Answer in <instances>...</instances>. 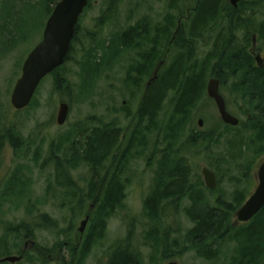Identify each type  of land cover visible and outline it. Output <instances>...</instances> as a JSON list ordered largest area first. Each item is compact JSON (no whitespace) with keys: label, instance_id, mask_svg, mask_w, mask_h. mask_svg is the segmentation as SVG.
Masks as SVG:
<instances>
[{"label":"trees","instance_id":"16d2710c","mask_svg":"<svg viewBox=\"0 0 264 264\" xmlns=\"http://www.w3.org/2000/svg\"><path fill=\"white\" fill-rule=\"evenodd\" d=\"M57 1L39 0L37 6H22L14 12L11 5H29L30 1L9 0L11 4L7 2L9 5L3 10V18L7 23L10 19L12 27L0 24V49L5 50L0 53L29 37L27 29L34 19L33 16L28 17L29 13L40 11L49 15ZM108 2L99 16V24L104 18H112L109 13L116 2ZM259 2L253 5L242 0L233 7L228 0H168L167 10L156 23L143 16L98 41L91 38V44L79 62L80 91L77 97L89 96L102 69L123 53L133 55L125 68L124 84L134 91L140 90L141 97L136 111L125 114L134 120L125 139L122 140V127L114 121H97L94 125L72 128L58 139L52 149L50 158L54 165V182L64 188L62 205L77 214L86 210L85 216L90 218L78 244H70L69 231H63V247L67 254L63 264H84L94 244L104 237L109 219L124 206L129 166L136 156L151 146L149 139L152 136L153 148L160 150V158L143 200L144 214L153 223L146 232L147 239L154 243L161 240L165 251L171 238L170 226L161 230L160 235L155 223L170 218L165 211L168 206L177 207L188 200V206L183 210L192 223L184 234L189 248L207 259L216 257L223 248H227L230 250L227 264L262 263L264 205L249 221L237 222L234 213L246 199V192L237 187L231 192L230 199L220 193L210 203L205 199L206 188L201 177L192 173L187 157L179 155L185 148H195L197 153L211 151L222 136L229 135L219 132L217 127L191 128L186 144L179 143L192 111L203 99L211 100L206 94V83L210 77L219 79L222 92L227 94L228 91L239 101V110L247 117L237 126L222 123L225 129L234 130L233 138H226L228 146L237 148L239 152L244 148L253 158L239 163L244 167L241 173L246 180L249 164H254L264 155V67L257 65L251 49V33L264 43V12L259 11L260 7L264 10V5ZM242 11L247 16L242 15ZM261 14L263 18L259 20ZM239 29L243 30L242 34L237 32ZM77 31L78 23L64 62L51 72L57 90L65 91L72 85L62 76L60 68L70 59ZM170 44L167 62L155 73L165 53L163 50H167ZM200 44L208 45V49L203 52ZM32 101L33 97L29 105ZM247 132L253 136L249 137ZM6 142L15 148L21 146L15 130L2 126L0 111V152ZM78 166L88 170L85 188L78 187L71 178L72 169ZM41 218L47 227L51 225L52 221L46 215ZM172 241L177 245V239ZM107 264L141 263L126 245L109 252Z\"/></svg>","mask_w":264,"mask_h":264},{"label":"rangeland","instance_id":"374dc122","mask_svg":"<svg viewBox=\"0 0 264 264\" xmlns=\"http://www.w3.org/2000/svg\"><path fill=\"white\" fill-rule=\"evenodd\" d=\"M29 1V5L11 6L15 12L22 6L23 8L37 6L39 2V0ZM7 2L9 0H0V24L2 23L5 27L8 24L12 27L11 20L8 19L7 23L3 18V10L9 5ZM35 2L36 4H34ZM115 2L116 4L113 5L109 13V17L112 18L108 20L104 18L100 24L98 23L99 16L109 4L108 0H90L84 9L78 22L76 41L70 59L60 68L62 76L72 84L68 90H57L54 84V74L50 73L41 80L35 90L31 105L21 110H15L10 103V94L21 74L23 60L41 39L43 28L50 14H42L40 11L36 14L29 13L28 17L33 16L34 18L27 29L29 37L10 46V50L5 53H0L1 122L2 126L15 130L18 143L21 145L19 148H15L6 142L0 152V255L6 252H15L11 247L12 241L22 237L21 230L25 226L32 229V238L25 240L30 255L38 247L42 250L47 249L43 257L39 256L40 258L32 259L31 262L24 258L18 264H57L55 248L56 245L59 247L61 243L64 245L63 231H69L70 244H78L89 226L90 218L83 235H81L78 227L85 218L86 210L77 214L70 207L62 205L61 196L64 188L54 182V165L50 158L58 139L77 125H94L97 121H114L122 127L123 140L134 123V120L126 117L125 114L136 111L141 92L132 90L123 81L125 68L133 55L123 53L108 66H105L99 76L95 78L89 96L82 98L77 97L80 91L79 62L82 60L84 50L91 44L92 37L98 41L127 24L134 23L143 16L149 17L152 23H156L167 10L168 0H115ZM249 2L253 5H256L257 2L264 5V0H247V3ZM259 11H261L260 13L264 12L261 7ZM241 14L247 16L244 11ZM262 18L263 14L259 16V20ZM237 32L242 34L243 30L239 29ZM253 34L251 33V36ZM200 48L205 52L208 45L200 44ZM254 48L257 49L253 53L254 57L259 54L261 58H264V43L262 44L256 38ZM170 50L171 44L168 45L167 50H163L165 53H163L159 68L167 62ZM220 92L227 101L226 105L230 113L245 122L247 117L240 112L239 101L231 97L228 91L226 94L220 88ZM61 101L67 102L69 109L65 122L58 124L56 115ZM198 118L203 119L201 126L197 124ZM222 123L214 102L205 98L192 111L191 119L179 141L181 145L186 144V136L191 128L202 130L207 127H217L219 132L229 134L225 137L222 136L211 151L197 153L195 148H185L179 153V155L187 157L192 173L199 175L202 181L201 168L203 166L217 174V185L213 192L208 191L209 189L206 187L204 191L205 199L210 203H213L215 197L220 193L230 199L231 192L237 187L243 189L248 197L257 184L258 166L264 160L263 155L254 164L253 162L249 164L250 168L246 172L248 179L246 180L241 173L244 170L241 164L248 160L251 161L253 158L248 154L250 151H244V148L239 152L237 148L228 146L226 138L232 139L234 130L225 129ZM243 133L245 134V132ZM247 135L253 136L249 132ZM149 140H151V146L147 147L141 155L136 156L129 166L126 174L129 183L124 206L109 219L104 237L94 244L84 264H107L109 252L118 246L126 247V245L130 247L132 253L137 255L141 264H167L171 261L178 264H227L228 254H230V250L228 251L227 248H223V251L219 252L216 257L207 259L188 247L189 242L184 239V234L192 223L188 221L183 210L188 206V200L182 201L177 207L168 206L165 211L170 218L155 223L159 231L170 226L171 230L168 232L171 233V238L170 242L166 243L168 248L165 251L161 240L158 239V242L154 243L147 239L146 232L153 223L144 214L143 200L150 189L160 158V150H157V147L153 148L154 136ZM159 145L161 147L162 144L159 142ZM58 152V154L61 153ZM87 176L88 170L84 166H78L71 171L72 180L81 188H85ZM236 184L238 186H235ZM43 215L52 221L49 227L46 226V221L41 218ZM14 228H17L16 233H12ZM175 229L177 232H173ZM161 233L162 231L160 235ZM172 239L178 240L177 245H175L176 240L173 242ZM31 241L34 242L36 249L30 247ZM20 246L23 244L20 243ZM63 249L64 255L67 256L64 247ZM50 258L52 259L50 260Z\"/></svg>","mask_w":264,"mask_h":264},{"label":"water","instance_id":"95a60500","mask_svg":"<svg viewBox=\"0 0 264 264\" xmlns=\"http://www.w3.org/2000/svg\"><path fill=\"white\" fill-rule=\"evenodd\" d=\"M242 0H229L232 6ZM88 0H58L43 28L42 37L29 51L21 66V74L16 80L10 94V103L15 110H21L28 106L40 81L54 69L60 66L69 52L71 40L75 32V26L79 16L87 5ZM261 59L256 55V60ZM158 68V67H157ZM157 70V69H156ZM220 81L217 77H211L206 84V93L216 106L217 112L223 123L235 126L239 119L227 110L225 99L219 90ZM69 105L61 101L56 115V122L63 124L67 118ZM197 124L201 126L203 119L198 118ZM204 184L208 189H214L217 185L216 173L206 166L201 168ZM257 184L251 194L235 211L237 222L249 221L264 205V160L257 169ZM89 216L80 222L79 233H83ZM19 257L7 256L0 261L14 262ZM167 264H178L171 261ZM261 264H264V258Z\"/></svg>","mask_w":264,"mask_h":264},{"label":"flooded vegetation","instance_id":"af4514ba","mask_svg":"<svg viewBox=\"0 0 264 264\" xmlns=\"http://www.w3.org/2000/svg\"><path fill=\"white\" fill-rule=\"evenodd\" d=\"M255 51H257V49H253V53ZM256 63L258 66L264 67V58L259 59ZM16 230H17V228L16 229L14 228V231L12 233H16L17 232ZM21 231H22V237H18L17 240L14 239V241H12V244H11V247H13V250L15 252H13V253L6 252V253H3L2 255H0V260L2 258L7 257V256H15V257H19V259L14 261V262L0 261V264H18L24 258H27V260L31 262V261H33L32 259L40 258L39 256H42V257L44 256V253L46 252L47 249L42 250V248L38 247L37 250L34 253H32V255H30L28 249L26 248L27 243H25V240H27L28 238H32L31 227L25 226V227H23V230H21ZM20 243H22L23 246H20ZM30 247L33 249H36V247L34 246V242H32V241L30 242ZM55 251H57V255H56L57 264H63L64 249H63L62 243L60 244L59 247H57V245H56ZM48 257H50V255H48ZM51 259L52 258H50V260Z\"/></svg>","mask_w":264,"mask_h":264}]
</instances>
